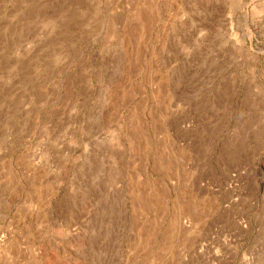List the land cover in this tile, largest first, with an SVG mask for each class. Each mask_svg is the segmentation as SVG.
Instances as JSON below:
<instances>
[{"label":"rangeland","instance_id":"1","mask_svg":"<svg viewBox=\"0 0 264 264\" xmlns=\"http://www.w3.org/2000/svg\"><path fill=\"white\" fill-rule=\"evenodd\" d=\"M0 264H264V0H0Z\"/></svg>","mask_w":264,"mask_h":264}]
</instances>
